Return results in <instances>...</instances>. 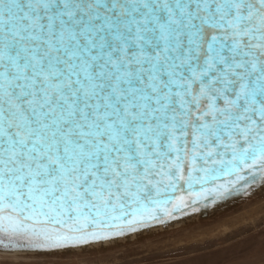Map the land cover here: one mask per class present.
Here are the masks:
<instances>
[{"label": "snow or ice", "instance_id": "snow-or-ice-1", "mask_svg": "<svg viewBox=\"0 0 264 264\" xmlns=\"http://www.w3.org/2000/svg\"><path fill=\"white\" fill-rule=\"evenodd\" d=\"M257 169L264 0H0L7 247L164 224Z\"/></svg>", "mask_w": 264, "mask_h": 264}, {"label": "rangeland", "instance_id": "rangeland-1", "mask_svg": "<svg viewBox=\"0 0 264 264\" xmlns=\"http://www.w3.org/2000/svg\"><path fill=\"white\" fill-rule=\"evenodd\" d=\"M263 214L264 188L219 211L149 235L81 250L2 252L0 264H264ZM258 230L260 235L247 237Z\"/></svg>", "mask_w": 264, "mask_h": 264}, {"label": "water", "instance_id": "water-1", "mask_svg": "<svg viewBox=\"0 0 264 264\" xmlns=\"http://www.w3.org/2000/svg\"><path fill=\"white\" fill-rule=\"evenodd\" d=\"M256 172V176L255 179H253L252 174L244 171L241 173V176L244 178L242 180H240L238 183H236L234 186L230 187V191L224 193L223 195L217 196L215 193L213 192H208L207 195L203 198H201L199 200L198 203L191 205L190 207L186 208L183 210V212H177L175 213L176 217L175 219H170L167 220L164 224H154L152 226L146 227V228H141L136 232H131V233H127L124 236H120V237H116L113 238L109 241H104V242H96L93 244H100V243H106V242H114L115 240H125V239H129L130 237H132L135 234H140V233H146V232H150L159 228H168V227H173L176 225H179L181 223H184L185 221H187L188 219H191L195 216H199V215H208L210 213H212L215 208H217L218 206H221L223 204L226 205V203L234 201V200H238L250 193H253L255 191H259L262 190L264 188V174H261L259 172V170H255ZM232 180H235L236 177L233 176L231 177ZM224 178H221L220 181H218V183H223ZM207 187L211 188L214 187V185L209 184L207 185ZM180 195H186V193L183 191V189H181L180 191H178L176 193V196H180ZM169 207H171V205H169ZM193 208H195L196 210L193 211ZM9 240L3 238L2 234H0V252L3 253H13V252H31V253H39V252H50V251H43V250H22L20 248H17L14 244L11 247H7V245H9ZM90 244V245H93ZM88 245L85 246H81V247H86ZM81 247H77V248H81ZM65 249H76V248H65ZM65 249H58V250H65ZM54 251V250H52Z\"/></svg>", "mask_w": 264, "mask_h": 264}, {"label": "bare ground", "instance_id": "bare-ground-1", "mask_svg": "<svg viewBox=\"0 0 264 264\" xmlns=\"http://www.w3.org/2000/svg\"><path fill=\"white\" fill-rule=\"evenodd\" d=\"M252 194V193H251ZM246 197V196H245ZM244 198V197H243ZM240 199H242V198H240ZM239 200V199H238ZM238 200H234V201H231V202H228V203H226V205L225 204H223V205H221V206H218L217 208H215V210L214 211H219L220 209H222V207H225V206H227V205H230V204H233V203H236ZM261 210V208L258 210V211H260ZM213 211V212H214ZM248 214V213H247ZM246 216V214L245 213H243L241 216ZM264 215V214H263ZM195 217H197V216H195ZM168 228H170V227H168ZM168 228H166V229H168ZM159 229H164V228H159ZM156 230H158V229H156ZM155 231V230H154ZM262 231H264V230H262ZM260 230H258L257 232L255 231V232H251V233H249L248 235H247V237L248 236H252V237H256V236H258V235H260ZM141 234V233H140ZM150 233H146V234H142V235H149ZM139 234H135V235H133L132 237H130V238H136L137 236H138ZM129 238V239H130ZM119 241H124V240H122V239H118V240H115L114 242L112 241V242H106V243H115V242H119ZM106 243H100L101 245H104V244H106ZM93 245H98V244H93ZM90 248V247H93L92 245H88V246H86V247H81V248H76V249H74V250H81V249H86V248ZM67 249H65V250H54V251H66ZM215 250V249H214ZM51 252V251H50ZM0 253H2V252H0ZM13 253H15V254H29V253H31V252H13ZM13 253H11V254H13Z\"/></svg>", "mask_w": 264, "mask_h": 264}]
</instances>
